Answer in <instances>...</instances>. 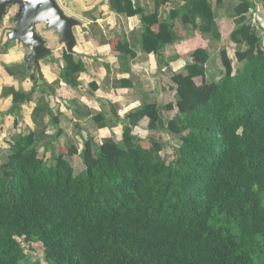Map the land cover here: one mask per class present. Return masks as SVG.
I'll return each instance as SVG.
<instances>
[{
  "label": "trees",
  "instance_id": "trees-1",
  "mask_svg": "<svg viewBox=\"0 0 264 264\" xmlns=\"http://www.w3.org/2000/svg\"><path fill=\"white\" fill-rule=\"evenodd\" d=\"M240 1L227 16L235 22L231 42L245 46L236 53L242 66L235 71L223 49L225 70L217 79L208 73L207 48L176 54L173 59L186 60L181 71L164 54L184 39L178 24L187 35L191 29L209 43L221 40L212 0H182L166 16L160 3L147 13L132 0H109L116 14L141 17L138 43L155 55L160 81H167L174 97L165 106L144 101L125 118L114 108L111 119L104 111L93 117L101 129L110 122L122 125L120 141L114 134L99 145L87 128H79L82 151L71 144L66 153H56L53 143L65 131L51 106L54 86L40 84L43 77L29 74L26 65L17 66L20 80L29 77L35 84L30 92L3 91L13 98L9 113L16 125L22 106L37 92L42 97L33 112L36 128L12 134L0 164V264H42L26 252L34 244L42 246L46 264H264V40L245 16L256 2ZM224 3L216 0L219 8ZM116 45L123 58L137 57L129 42ZM45 63L60 87L92 94L100 89L82 79L89 66L80 55L64 52L62 59L52 56ZM6 72L16 75L13 67ZM118 83L134 88L131 79ZM145 118L149 131H167L179 140L172 161L162 156L160 139L134 133ZM52 126L58 128L50 136ZM40 146L53 155L41 157ZM75 155L84 166L79 174Z\"/></svg>",
  "mask_w": 264,
  "mask_h": 264
},
{
  "label": "rangeland",
  "instance_id": "rangeland-1",
  "mask_svg": "<svg viewBox=\"0 0 264 264\" xmlns=\"http://www.w3.org/2000/svg\"><path fill=\"white\" fill-rule=\"evenodd\" d=\"M255 1L257 4L256 9L253 10H249L248 13H246V19H247V23H251L253 26H255V28L259 31L260 35L263 36V40H264V6L261 3V0H252ZM215 9L217 10L218 13V18H217V22L219 24V28H220V33H221V40L220 41H211V43H209L207 40L204 39V37L202 36L201 38L199 37L197 42H201L202 40L204 41L203 44L207 43V49L209 50V52L211 53V60L208 63L207 69H208V73L210 76L212 75H216L217 79H221L223 76V72L225 70L224 65H223V61L221 59V51L223 49H226L228 51V54L230 56V58L233 60V66L235 71L240 68L242 66L241 62L238 61L237 59V51L239 50H244L245 46H238L236 44H234L233 42H231L230 37H231V33L235 28V22L234 19H230L227 14H228V10L229 8H233L234 5H237L238 3H240V0H224V7L223 8H219L216 4V0H212ZM171 9V8H170ZM19 10V6L18 5H14L12 8H10L6 14V16H4V18L1 20L0 19V53L1 50L4 49V45L5 43H10L9 47L11 46V44L13 43H20L23 44L22 42H20L19 40H10L9 34L16 28L15 24H14V17L15 14L17 13V11ZM16 11V12H15ZM263 24V25H262ZM39 28H37L39 35L46 41V47L49 48L51 50L50 54H47L44 58L39 60V65H35L33 62L31 63H27L26 58L29 54V52L27 54H25V56L23 57V59H21L19 62L17 63H11L10 65H8L6 63L7 59H4L3 61L0 58V69L2 71H6L7 67H13L14 71L16 73V77L17 79H20V75H19V68L17 66L19 65H26L28 70H29V74L33 73L36 74L38 77L42 76L43 78H39V82L40 84H50L54 86V93H50V100H51V106L53 108L54 111V115L57 116V107L58 105H63L66 103L63 101V96L61 94H63L67 100L69 99H78L80 98V100L82 99V101H78V104H86L88 106H95V107H99L98 104L100 102L101 108L102 106L107 110V114L108 117L111 119L113 118V113H112V108L111 106H113L111 103H109L108 101H97L94 102V96L90 95L87 92H84L83 94H81V92H78L77 90H71L70 93H66V91H62L63 87H60L57 78L52 82L51 79L54 77H50V72L49 70V66H44L45 64V60L49 57L54 56L55 58H60L62 59L63 53L64 52H68V46L66 44V42L63 41V35L60 34L58 31L54 30V29H50L45 23L39 24L38 25ZM82 28L81 26H75L73 27V33L75 35L76 38V46L74 47L73 51L75 55H80L84 58V60H88V62L93 66V74L91 73L90 76H87V80H97L99 81L100 85H101V89L99 92V97L102 99H106V100H114L116 103L113 104H117L116 109L121 113V114H126V111H130L132 110L131 108L134 109V105L135 104H139L142 102V99L136 100L137 98H142L144 95H149V93L151 94V92H153V90L155 91V97L158 101V103L161 104H165V103H169L171 102L172 98H171V94L169 89V85L167 83V81H160V79H162V77L159 76V70H158V63L157 61L155 62L157 64L156 67V71H154V76L153 79H149V80H143L141 79V81H139L137 79V77L133 74L132 68L133 66H131L132 61H134L135 58H131L130 55L125 56L124 58L122 57V55H119L117 53V58L119 60L121 69L120 71H122L123 69H130L128 71L129 74L131 73V80L133 79L136 86L134 88V90L132 89V91L128 90V93H118V91H115L117 89H122L120 88L119 85V81L120 76L117 75L119 73V69H114L112 70V65L110 63L109 68L106 66V64H104V62L102 60H98V58H94V56L89 57V55H84L83 53H79L78 50L80 49L78 47L77 50V36H81L80 39H85L88 41H91V39L97 41L96 43H102L100 41L105 40V38L107 39L103 29L100 28H96L94 25L90 27V29H86L84 31V33L81 32V30L78 28ZM99 29V30H98ZM120 31L123 32V34L120 35V37L118 38V43H119V48L120 46L123 47V43L124 42H129L130 45L136 49L139 47L137 46L136 41L138 42L140 39V35L136 36L133 35L130 37V41H126L124 40V36L127 37L126 34H124V30L123 29H119V33ZM118 32V31H117ZM187 32V31H186ZM124 35V36H123ZM182 36H192V31L190 29L188 35L187 33L183 32L181 33ZM195 35V34H193ZM116 37V36H115ZM188 39V38H187ZM7 42H6V41ZM83 41V40H82ZM135 42V43H134ZM24 45V44H23ZM113 45V44H112ZM25 46V45H24ZM117 46V45H116ZM8 47V49H9ZM26 47V46H25ZM131 47V48H132ZM29 50V49H28ZM183 52V51H181ZM187 52V51H185ZM171 53V55H170ZM179 55V53L177 52V50H171L169 53H167L165 55V58L167 56V61H171L170 65L171 68H175V65L173 63H175L174 61L177 62V60L173 59V57L176 56V54ZM124 54V51H123ZM184 54V53H181ZM187 54V53H186ZM123 58V60H121L120 58ZM185 61V60H184ZM46 65V64H45ZM46 67V68H45ZM115 68V67H114ZM52 69V68H51ZM47 70V72H45ZM175 71V70H174ZM102 72H104V75H102ZM118 72V73H117ZM117 73V74H116ZM46 76H49L50 79H47ZM101 76V77H100ZM18 79V80H19ZM57 80V81H56ZM198 83L200 84V79L197 80ZM5 80L3 79L2 74L0 73V93L2 94V92L4 91L5 88L10 87V85H4ZM142 82V83H140ZM20 85L19 86H23L26 90V92H29L32 90L33 86H34V81L31 80L29 77L24 79L22 82H18ZM139 83V85H138ZM15 88V87H14ZM173 95V94H172ZM35 95H33L34 97ZM42 97L40 95L39 92H37L36 97ZM75 96V97H73ZM150 98V97H149ZM66 100V99H64ZM82 102V103H81ZM33 103V102H32ZM29 105V109H23V111L25 110L26 112H28V120H29V116L31 121L33 122V109L35 106L33 105ZM36 105V104H35ZM64 105V106H65ZM64 106L61 107V111H68ZM86 110L91 111L89 108L86 107ZM129 113V112H128ZM3 118L1 117V122L3 121L4 123H6L7 121V117L5 114H2ZM0 114V116H2ZM11 115V114H10ZM175 114H171L169 116V119L172 120L174 119L173 117H175ZM16 119V116H13ZM60 118H63L60 117ZM49 118H46L45 123L48 124ZM34 124V122H33ZM114 124V123H113ZM146 124L147 123H143L141 125V128H135V130H138V132H142L143 135H145L144 138H148L150 136L156 137L157 139H160V141L164 144L165 149L162 153V156L166 159L167 162L172 161L174 158H176V155L178 154V149L180 148V142L177 139V137L173 136L171 133L167 132V131H157V132H151L148 130V128H146ZM65 126L66 128L64 129L65 134L60 138L59 141H55L53 143L55 152H64L66 153L68 151V146L71 144H74L77 149L79 150V152L82 151L83 148V140H80L79 137L76 136L75 134V125L67 120L65 121ZM81 126H85V123H83ZM11 128V126H10ZM34 128H36L35 124H34ZM51 129L49 130L48 134L50 136H52L53 134H55L57 132V129L55 127H50ZM115 128V127H114ZM13 129V128H11ZM111 129V128H110ZM109 129V130H110ZM117 131L119 133L122 132V128H116ZM103 131L102 135L101 132H97L96 130L94 131L96 139L101 141V137L106 136L105 134H107V136H109V134L111 133H105L107 132ZM17 132V131H16ZM104 133V134H103ZM8 133H4L2 135H0V138H2V141L0 142V164L2 162V160L6 159L9 153V147L7 146V148L3 147L4 144V140L6 139ZM141 134V133H140ZM10 138V137H9ZM145 144L148 147H151L150 143H148L147 141L145 142ZM53 154L50 152H47V154H45V149L44 147L40 146V156L45 158H50ZM74 158H72V162L74 163V167H76V172L77 174H79V172L84 170V166L83 164L81 165V160L79 158L78 155L73 156ZM33 250H29L26 247V252L27 254H29L30 258L32 261L36 262V261H40L42 264H46L44 262V250L42 248L41 245L39 244H34L33 245Z\"/></svg>",
  "mask_w": 264,
  "mask_h": 264
},
{
  "label": "crops",
  "instance_id": "crops-1",
  "mask_svg": "<svg viewBox=\"0 0 264 264\" xmlns=\"http://www.w3.org/2000/svg\"><path fill=\"white\" fill-rule=\"evenodd\" d=\"M58 3L60 4V6L63 8V10L65 11L67 16L76 18L80 23H81V27H78L82 33H84V31L86 29H90L91 26H95L96 28H100L103 29L107 39L105 38V40L100 41L102 43H96L97 41L91 39V41L85 40V39H80V35L77 36V50L78 47L80 48L78 50L79 53H83L84 55H89V57L94 56V58H98V60H102L104 62V64L112 67V70L114 69H119V73L117 75L120 76V79H130L131 78V73L133 72V74L137 77V79L139 81H141V79L143 80H149V79H153L154 76V71H156V67L157 64L155 63L156 57L155 55H148L146 53H144L141 49L140 44L136 41L137 46H139L137 49L136 47L133 48L132 46H130L131 50L135 51L137 53V57L134 59V61H132L131 66H133L131 73L129 74L128 70L130 69H126V70H122L119 60L117 58V53L119 55L123 54V50H118L115 51L114 49V45L117 44L118 42V38L120 37L121 34H123L122 31H120L119 33V29H123L124 30V34L127 35V37H125L124 35V40L126 41H130V37L133 35L139 36L140 32H141V28H142V24H141V17L139 15L134 16V17H127L125 15H120V14H116L114 11H112L110 9L109 6V0H57ZM134 4H139L140 6H142L147 13H153L156 11V6L157 4H161V7L159 8L160 14L161 16L164 15L166 16V13L169 12L173 7L175 6H179L180 4H183L182 0H132ZM16 12V11H15ZM39 28V27H38ZM178 28H179V33H183L185 32L184 29H181L179 27L178 24ZM99 30V29H98ZM155 31H158V27L154 28ZM118 31V32H117ZM116 36V37H115ZM193 36V35H192ZM192 36H184V39L182 42H180L177 45L174 46H168L165 49L164 54L166 55L167 53H169L172 49L177 50V52L179 53V55L184 56L186 53L193 51L197 48H207V43L203 44L204 41L202 40L201 42H197L199 37L201 38L200 35L195 34L194 37ZM188 38V39H187ZM83 40V41H82ZM6 41V40H5ZM7 42V41H6ZM135 43V42H134ZM113 44V45H112ZM119 44V43H118ZM120 48H122V46H120ZM183 51V52H181ZM187 51V52H185ZM29 52L28 48L25 47L23 44L20 43H12L11 46L9 47V49L5 52L4 49L1 50L0 53V58L3 61L4 59L6 60V63L8 65H10L11 63H17L19 62L21 59H23V57L25 56V54H27ZM184 53V54H181ZM176 54V53H175ZM171 55V53H170ZM167 58V56H166ZM89 69H88V73L81 75L82 79L86 80L87 82H97L98 85L100 86V89L96 92V94H92L91 92H89L87 89H82L79 88L77 91L81 92V94H83L84 92L89 93L90 95H93L94 97V102L97 103V101H108L109 103H111L113 106H111V108L115 109V111H117L118 115L121 118H125L126 114H128V112L136 109L137 107H139L144 101H149V102H156L158 103L159 100H157L155 97V91L153 90V92H151V94L149 93V95H144L142 98H137L136 100L142 99V102L139 104H135L133 108H131L132 110L130 111H126L125 115L121 114L117 109V104H113L116 103L114 100H106V99H102L99 97V92L101 89V85L99 83V81L95 80H87V76H90L91 73L93 74V66L88 62V60H86ZM175 63H173L175 65V68H173V70L175 71H181L184 69L185 65H186V60L184 61V59H178L177 62L174 61ZM46 64V63H45ZM44 66H49V72H50V77H54L51 79V81L53 82L56 78L58 80V76L52 71L51 66L50 65H45ZM12 65V64H11ZM115 67V68H114ZM46 68V67H45ZM47 72V70L45 71ZM0 73L3 76V79L5 80V84L4 85H10L9 88H14L16 90H24L26 91L27 89H25L23 86H19L20 84L18 82H22L19 78V80L17 79L16 76H11L9 75L5 70L2 71L0 69ZM102 75H104V72H102ZM47 79H50L49 76H46ZM101 77V76H100ZM141 78V79H140ZM56 80V81H57ZM133 83H134V88L136 86L134 80L132 79ZM142 83V82H140ZM139 85V83H138ZM62 91H66V93H70L72 89L71 87L68 86H61ZM1 88V87H0ZM133 88V90H134ZM129 89H117L115 91H118V93H128ZM170 91L171 94V98H172V91L170 89H168ZM75 91V90H74ZM132 91V89L130 90ZM30 92V91H29ZM37 94V93H36ZM33 97V100L30 103H26L22 106V112H21V118L18 120V124L16 125V119L13 117V115L9 113V110L11 109L12 105H13V98L12 97H4L3 96V92L2 94L0 93V114H5L7 117V121L6 123H4L3 121L1 122V117L3 118V115L0 116V135L4 134V133H8L6 136V139L4 140V144L3 147L7 148L8 142L10 140L9 137H11L12 134H16V133H20L25 131V129H30V128H34V124L30 119L29 116V120L28 118V112H26L25 110L23 111V109H29L30 114L31 111L29 108V105H33V106H37V103L40 100V97ZM63 97V101L66 103L70 104V107L66 106L65 104L63 105H58L57 107V116L62 117L60 118V128L65 129V121L69 120L71 121L76 129H75V134H77V132H79V128H87L88 133L92 134V136L95 138V141L97 142V144H102L103 140L106 138H111L112 136L117 137V139L120 141L122 138V132L119 133L117 131L116 128H122L123 131V126L122 125H115L112 122H110L111 127L108 128H98L96 123L93 120V117L95 115H97L98 113H101L104 111V113L107 115V110L102 106V104H98L99 107H95V106H88L86 104H78V101L80 100V98L78 99H69L67 100V98L61 94ZM75 97V96H73ZM150 97V98H149ZM174 98V97H173ZM173 98L171 100V102L173 101ZM66 99V100H64ZM82 101V99L80 100ZM33 102V103H32ZM113 102V103H112ZM169 103H165V104H161L158 103L161 106H165ZM36 104V105H35ZM66 107H65V106ZM64 106L68 111H61V107ZM34 107V109H35ZM86 107L89 108L91 111L86 110ZM33 109V111H34ZM33 114V113H32ZM171 114H175L174 111L168 113V115L170 116ZM109 118V117H108ZM50 120V119H48ZM147 123L146 124V128H148L149 125V119L145 118L138 127L136 128H141V125L143 123ZM83 123H85V126H81ZM13 128L11 129L10 128ZM55 128H58L56 126H53ZM115 127V128H114ZM112 128V129H110ZM110 129V130H109ZM99 131L102 132L108 130L105 133H108L111 131V133L109 134V136H107V134H105L106 136L101 137V141L96 139L95 133L94 131ZM17 131V132H16ZM86 134V132H84ZM136 135L144 138L145 135L142 134V132H138V130H135L134 132ZM141 133V134H140ZM104 134V133H103ZM2 141V138H0V142ZM82 163V162H81ZM82 165V164H81Z\"/></svg>",
  "mask_w": 264,
  "mask_h": 264
},
{
  "label": "water",
  "instance_id": "water-1",
  "mask_svg": "<svg viewBox=\"0 0 264 264\" xmlns=\"http://www.w3.org/2000/svg\"><path fill=\"white\" fill-rule=\"evenodd\" d=\"M14 5H18L19 10L14 17L16 28L9 37L10 40H19L29 49L27 63L33 62L37 66L40 59L51 53L37 30L42 23L62 34L68 53L74 54L76 38L73 27L81 26V23L76 18L67 16L57 0H0L1 20Z\"/></svg>",
  "mask_w": 264,
  "mask_h": 264
}]
</instances>
